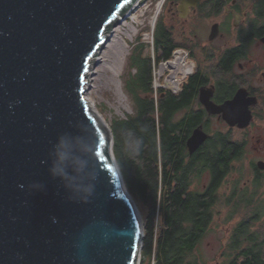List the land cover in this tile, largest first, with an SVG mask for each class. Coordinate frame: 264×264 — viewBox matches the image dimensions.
<instances>
[{"label":"water","instance_id":"1","mask_svg":"<svg viewBox=\"0 0 264 264\" xmlns=\"http://www.w3.org/2000/svg\"><path fill=\"white\" fill-rule=\"evenodd\" d=\"M138 1L0 0V264L136 263L139 212L82 92ZM223 113L229 126L251 121L235 98ZM206 137L194 131L189 152Z\"/></svg>","mask_w":264,"mask_h":264},{"label":"trees","instance_id":"2","mask_svg":"<svg viewBox=\"0 0 264 264\" xmlns=\"http://www.w3.org/2000/svg\"><path fill=\"white\" fill-rule=\"evenodd\" d=\"M158 27L153 38L154 50L157 49L155 55L158 61L167 60L180 45L167 38L161 25ZM142 52L143 46L142 50L135 51L137 55H134L132 67L136 69L134 76L145 79L144 89L138 88L137 95L133 94L134 114L119 122L121 128L129 129L134 136L137 155L121 152L116 155L127 191L138 206H143L146 214L141 255L146 257L154 253L155 264H201L199 244L210 230L213 212L220 199L218 190L224 182L221 167L216 166L222 158L221 155L207 157L212 163L210 166L200 165V160L183 165L176 159L180 157L177 147L183 142H178L171 134L177 128L172 124L171 116L177 107L189 103L194 82L179 98L170 96L163 101L154 98L149 57L143 56ZM159 52L162 53L158 56ZM198 119L195 115L186 126L184 123L180 126L189 128ZM227 138L230 142V133ZM207 167L211 179L204 190L190 189L193 179L199 178ZM226 170L230 171L229 165L224 166ZM260 182V178L255 179L254 187L257 188ZM243 189L234 185L229 193L222 195L225 205L228 204V219L242 210L247 213L230 231L225 264H264V238L252 229L253 223L264 214V204L259 202L255 192L246 187ZM156 215H159L160 226L154 231ZM153 248L155 252H152Z\"/></svg>","mask_w":264,"mask_h":264},{"label":"flooded vegetation","instance_id":"3","mask_svg":"<svg viewBox=\"0 0 264 264\" xmlns=\"http://www.w3.org/2000/svg\"><path fill=\"white\" fill-rule=\"evenodd\" d=\"M169 4L171 29L165 25L161 28L168 39L186 50L193 64L179 87L178 83L173 90L164 86L159 98L162 101L170 96L179 98L194 82L189 103L177 107L171 116L172 124L177 126L171 134L183 142L177 147L180 157L176 159L183 165L200 160V165L210 166L207 157L221 155L222 160L216 166L221 167L225 180L232 165L246 156L245 140L228 142V131L239 130L246 135L258 123L261 133L254 135L257 138L252 148L259 152V157L250 160L246 168L249 177L244 185L254 184L258 178L261 184L264 168H257V162H264V0H198L184 10L179 9L180 0H170ZM234 98L245 102L251 114L245 128L229 126L223 117V106ZM195 115L199 119L189 128L180 126L182 123L186 126ZM196 130L207 137L190 153L187 141ZM225 165L230 166V171H224ZM207 168L200 176L206 173L210 181L211 171Z\"/></svg>","mask_w":264,"mask_h":264},{"label":"rangeland","instance_id":"4","mask_svg":"<svg viewBox=\"0 0 264 264\" xmlns=\"http://www.w3.org/2000/svg\"><path fill=\"white\" fill-rule=\"evenodd\" d=\"M169 2L170 0H139L138 2H136L132 7L135 8V10L130 16L127 17V23L130 24L129 27L131 30H129V33H126L124 35L125 41L119 39V36L116 40H105V45L107 47H110L109 56L105 57L104 61H102L101 63L89 66V69L92 71L91 74L87 75L89 76L87 77L89 81L85 83L87 86L83 94L84 96L87 95L90 101L94 103L95 109L92 107L89 108V110L91 111V113H93L92 115L95 117L97 122H99L104 128L106 141L112 151V156L114 157L117 166V153H126L130 156L137 155V145L134 136L130 133L129 129H123L119 124L120 121H125L129 116L134 114V95H137L138 88H141V90L144 89L145 79L138 78L137 76L133 75L136 72V69L132 67L134 55H137L135 54V51H139L140 49L142 50L143 46L142 55L149 57V66L152 73V95L157 99H159L160 90L164 88V86L167 87V76H169V73H171L170 70L166 69L164 74L159 77L160 64L162 62L174 59L176 55L183 56V59L187 63V65H190V63L192 62L187 58L186 50L180 49V47L182 46H178L175 50H173L170 59L158 61L156 58L157 49L154 50L153 45L154 32L156 28H159V25H165L166 28L171 29V13L167 12V6H170ZM158 3H160V7L157 12L156 7ZM134 16L138 21L137 27L131 25L133 22L132 18ZM117 40L122 47V51L118 57L113 54L116 45H118ZM100 50H104V46H102L99 51ZM161 53L162 52H159L158 56ZM114 63H116L115 74L110 78L108 70L110 69V65ZM93 70H98V73H96L95 75L92 74ZM186 76L181 75V73L179 74L180 79H176L178 83L177 87H179V82L181 83V80ZM168 88L171 90L174 89L173 86H168ZM115 122H117L119 126L117 124L115 125ZM260 127L261 125L256 123L246 135H243L245 133L239 130L228 131V133H230L231 140H245L246 156L243 154L244 159L238 160L234 165H232L230 173L218 190L220 199L216 204L213 212L212 225L207 235L199 244L201 248L200 256L203 259L201 264H225V262L227 261L226 247L230 231L232 230L233 226L247 214L245 210H242L237 214H234L232 219H228L227 213L229 208L228 204L225 205L226 201L224 200L222 195L229 193L231 189H233L234 185H238L239 189H243L246 187V190L255 192L256 197H258V200H260L259 202L264 204V178L262 179V183L257 188L256 186L254 187L253 184L244 185V181H247L249 177V175H247L248 169L246 168L249 166L250 160L259 157V152L254 150L252 146L255 145L257 132L261 133ZM244 136H248L249 138L245 139ZM208 183L209 176L208 174L204 173L203 175L199 176V178L193 179L190 189H193V187H195L196 189L194 190L203 191ZM131 199L139 212L143 233V231L145 230L144 221L146 220V214L143 211V206L141 204H139L138 206L132 197ZM159 226V215H156L154 219V231L158 230ZM252 229L255 231H259L261 239L264 238V214L258 221H255L253 223ZM143 235L144 233L142 234V237ZM139 252L140 264H155L154 253L144 257L141 255V249L138 251V253ZM152 252H155L154 248Z\"/></svg>","mask_w":264,"mask_h":264},{"label":"bare ground","instance_id":"5","mask_svg":"<svg viewBox=\"0 0 264 264\" xmlns=\"http://www.w3.org/2000/svg\"><path fill=\"white\" fill-rule=\"evenodd\" d=\"M181 1V0H180ZM198 1V0H197ZM196 1V2H197ZM159 7H160V3H158L157 4V12H158V9H159ZM135 10V8H132L129 12H127L124 16H123V18L122 19H120V18H118V23L113 27V29L111 30V31H109L108 33H107V40H111V39H113V40H116L117 39V37L119 36V39H121V40H123V41H125V38H124V35L126 34V33H129L130 31L129 30H131L130 29V27H129V23H127V17L128 16H130L132 13H133V11ZM132 17V16H131ZM133 20V22H132V26H134V27H137V24H138V21L136 20L137 18L134 16L133 18H132ZM126 24V25H125ZM106 40V41H107ZM112 40V41H113ZM117 44L118 45H116V47H115V49H114V51H113V54L116 56V57H118L119 55H120V53H121V51H122V47H121V45L118 43V40H117ZM102 46H104V50H100L99 51V49L97 50V53L93 56V58H92V63H91V65H93V64H98V63H101L102 61H104V59H105V57H108L109 56V54H110V47L108 46H106L105 45V42L103 43V45ZM177 53V52H176ZM91 65H89V66H91ZM115 65H116V63H114V64H111L110 65V69L108 70V72H109V77L111 78V77H113L114 76V74H115ZM100 66H102V65H100ZM192 68V62L190 63V65H187V63L184 61V59H183V56H178V55H176V57L174 58V59H172V60H168V61H165V62H162L161 64H160V66H159V77H161L162 76V74H164V72L166 71V69H168V70H170L171 71V73H169V76H167V79L168 80H166V85H170V86H175L176 85V83H177V81H176V79L178 80V79H180L179 78V74L181 73V75H185L186 76V74L188 75L189 74V71H190V69ZM90 71V72H89ZM91 71L92 70H90L89 69V67H88V70H87V73L85 74V80H86V82H88L89 81V79H87V77H89V76H87V75H89V74H91ZM96 73H98V70H93V72H92V74H96ZM91 76V75H90ZM177 76V77H176ZM175 83V84H174ZM87 85L85 84V87H86ZM84 91L82 92V96H83V99L85 100V104H86V106H87V109H88V111L91 113V111L89 110V108H94L95 109V106H94V103H92L91 101H90V99L88 98V96L87 95H85L84 96ZM91 114H93V113H91ZM93 116V115H92ZM94 117V116H93ZM95 118V117H94ZM107 146H108V152H109V155L113 158V161L115 162V159H114V157L112 156V151H111V149H110V147H109V145H108V143H107ZM115 164H116V162H115ZM116 166H117V164H116ZM118 167V166H117ZM119 169V168H118ZM120 171V170H119ZM121 173V172H120ZM122 177V176H121ZM122 184H123V189H124V191L125 192H127V190H126V188H125V185H124V181H123V177H122ZM128 193V192H127ZM142 227V226H141ZM141 234H143V233H141ZM141 237H142V235H141ZM141 249V243H140V247H139V250ZM138 253V252H137ZM135 264H140V252L138 253V255H137V258H136V263Z\"/></svg>","mask_w":264,"mask_h":264},{"label":"clouds","instance_id":"6","mask_svg":"<svg viewBox=\"0 0 264 264\" xmlns=\"http://www.w3.org/2000/svg\"><path fill=\"white\" fill-rule=\"evenodd\" d=\"M168 87V86H167Z\"/></svg>","mask_w":264,"mask_h":264}]
</instances>
